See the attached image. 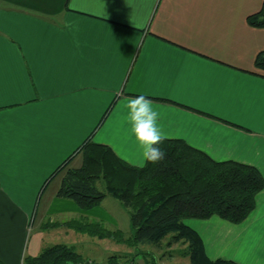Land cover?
I'll return each mask as SVG.
<instances>
[{
	"label": "crops",
	"instance_id": "1",
	"mask_svg": "<svg viewBox=\"0 0 264 264\" xmlns=\"http://www.w3.org/2000/svg\"><path fill=\"white\" fill-rule=\"evenodd\" d=\"M263 4L0 0V261L24 264L26 255L63 243L89 264H110L112 255L125 256L118 264L145 262L126 244L65 224L99 221L128 237V213L116 199L81 209L57 196L60 175L48 181L71 156L69 166H80L76 151L89 138L141 166L127 97L152 100L168 139L217 161L253 165L264 177V70L255 67L264 27L247 21ZM184 222L209 259L264 264V187L241 223L218 216ZM90 244L102 248L86 253L107 256L77 251Z\"/></svg>",
	"mask_w": 264,
	"mask_h": 264
},
{
	"label": "trees",
	"instance_id": "2",
	"mask_svg": "<svg viewBox=\"0 0 264 264\" xmlns=\"http://www.w3.org/2000/svg\"><path fill=\"white\" fill-rule=\"evenodd\" d=\"M247 21L264 27V4ZM255 67L264 70V49L257 53ZM158 147L164 152L162 160L134 166L119 158L108 145L85 140L76 151L81 155L80 166H69L71 156L48 181L60 175L57 196L74 201L81 209L99 205L106 196L116 199L128 213L131 234L125 237L121 230H109L99 221L73 220L65 224L90 236L126 244L138 253L140 245H159L171 234L166 244L184 242L181 253L190 264H238L228 259H209L199 235L184 220L218 216L241 223L254 209L255 197L264 187L262 173L253 165L214 160L181 139L167 138ZM123 257L112 255L108 263L118 264ZM68 263L89 261L63 243L48 245L37 255L24 257V264Z\"/></svg>",
	"mask_w": 264,
	"mask_h": 264
},
{
	"label": "clouds",
	"instance_id": "3",
	"mask_svg": "<svg viewBox=\"0 0 264 264\" xmlns=\"http://www.w3.org/2000/svg\"><path fill=\"white\" fill-rule=\"evenodd\" d=\"M126 121L130 124V133L138 146L141 166L144 163H157L164 157V152L158 147L167 136L159 126L160 113L153 108L152 100L144 95L127 97ZM23 264V261L21 262Z\"/></svg>",
	"mask_w": 264,
	"mask_h": 264
},
{
	"label": "rangeland",
	"instance_id": "4",
	"mask_svg": "<svg viewBox=\"0 0 264 264\" xmlns=\"http://www.w3.org/2000/svg\"><path fill=\"white\" fill-rule=\"evenodd\" d=\"M128 218V217H127ZM128 221V219H127ZM33 231V230H31ZM171 234H168L161 242L159 245H144L142 247L141 253H143V257L145 262H139V264H190L189 258L187 256L182 255V251L185 248L186 244L182 241L173 243L171 246H168L166 243L169 241ZM111 241L115 242L114 240L111 239ZM101 243H106V245L110 246L112 244L109 243V241L106 239L102 241ZM116 243V242H115ZM95 248V253L99 252L102 246H96L93 247L91 244L89 246L87 245H81L78 249L81 250V254L83 256H88V257H100L102 258L104 255L107 256L106 254L101 255V254H95L91 253L88 254L86 253L87 250L88 252H93ZM134 253L137 251H133ZM132 252V253H133ZM133 253V254H134ZM104 258V257H103ZM102 260H99L98 263H101Z\"/></svg>",
	"mask_w": 264,
	"mask_h": 264
},
{
	"label": "built area",
	"instance_id": "5",
	"mask_svg": "<svg viewBox=\"0 0 264 264\" xmlns=\"http://www.w3.org/2000/svg\"><path fill=\"white\" fill-rule=\"evenodd\" d=\"M68 264H70V263H68Z\"/></svg>",
	"mask_w": 264,
	"mask_h": 264
}]
</instances>
